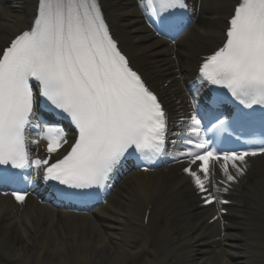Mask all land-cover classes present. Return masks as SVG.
<instances>
[{
    "label": "bare ground",
    "instance_id": "obj_1",
    "mask_svg": "<svg viewBox=\"0 0 264 264\" xmlns=\"http://www.w3.org/2000/svg\"><path fill=\"white\" fill-rule=\"evenodd\" d=\"M99 1L121 50L159 94L174 124L191 121L186 81L222 46L225 20L237 0H188L195 20L174 39L151 32L137 0ZM37 2L0 0V53L27 26ZM38 131L32 149L46 151L44 131L40 137ZM64 136L60 150L70 142L68 132ZM236 164L242 174L229 164L233 181L225 177L215 185L220 214L205 199L210 181L201 192L184 171L190 160L126 174L88 214L55 209L30 195L19 203L14 195L0 194V264H264V155ZM200 166L191 165L203 179ZM147 209L151 225L142 220Z\"/></svg>",
    "mask_w": 264,
    "mask_h": 264
},
{
    "label": "snow or ice",
    "instance_id": "obj_2",
    "mask_svg": "<svg viewBox=\"0 0 264 264\" xmlns=\"http://www.w3.org/2000/svg\"><path fill=\"white\" fill-rule=\"evenodd\" d=\"M140 7L156 15L186 5L184 0H140ZM228 24L226 42L201 65L200 76L247 108L264 105V0H238ZM30 81L36 82L40 99L66 114L78 132L67 154L50 165L47 158L30 160L26 150L24 132L35 102ZM200 124L191 119L188 136L200 139L187 140L195 150L181 155L191 157L184 171L201 192L207 191L213 163L233 181L229 164L242 174L236 161L264 155H218L201 136ZM43 131L49 156L67 143L61 128ZM164 134V112L109 37L97 0H38L31 31L18 34L0 54V165L43 168L46 181L90 189L103 186L129 149L159 155ZM198 161L203 179L191 167ZM14 196L19 203L25 200ZM205 199L214 202L211 195Z\"/></svg>",
    "mask_w": 264,
    "mask_h": 264
},
{
    "label": "rangeland",
    "instance_id": "obj_3",
    "mask_svg": "<svg viewBox=\"0 0 264 264\" xmlns=\"http://www.w3.org/2000/svg\"><path fill=\"white\" fill-rule=\"evenodd\" d=\"M129 264H139L138 262H136V263H129Z\"/></svg>",
    "mask_w": 264,
    "mask_h": 264
}]
</instances>
